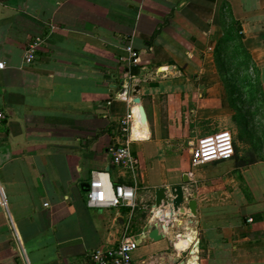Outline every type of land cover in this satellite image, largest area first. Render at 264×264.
<instances>
[{
	"label": "crops",
	"instance_id": "1",
	"mask_svg": "<svg viewBox=\"0 0 264 264\" xmlns=\"http://www.w3.org/2000/svg\"><path fill=\"white\" fill-rule=\"evenodd\" d=\"M0 63V264H92L126 234L132 264H264L261 150L192 164L229 125L227 87L243 75L264 102V0H0ZM97 172L135 188V208L89 207ZM173 186L185 212L154 209Z\"/></svg>",
	"mask_w": 264,
	"mask_h": 264
},
{
	"label": "built area",
	"instance_id": "2",
	"mask_svg": "<svg viewBox=\"0 0 264 264\" xmlns=\"http://www.w3.org/2000/svg\"><path fill=\"white\" fill-rule=\"evenodd\" d=\"M40 42H35L26 53L25 60L31 62ZM129 54L134 60V54L128 48ZM3 64L0 63V68ZM4 119L0 112V120ZM234 155L233 137L229 131L223 130L200 138L192 157L193 166L215 161H227ZM126 149L116 150L113 161L117 164H127L129 161ZM137 191L135 188L125 185L109 186L101 172L94 173L86 189L87 205L93 209H117L120 207L134 209ZM138 248V238L125 235L115 247L98 250L91 255L92 264H132L133 252Z\"/></svg>",
	"mask_w": 264,
	"mask_h": 264
},
{
	"label": "rangeland",
	"instance_id": "3",
	"mask_svg": "<svg viewBox=\"0 0 264 264\" xmlns=\"http://www.w3.org/2000/svg\"><path fill=\"white\" fill-rule=\"evenodd\" d=\"M240 81L246 83V79L241 75ZM241 82L238 89L242 90L231 92L227 87V95L229 102V110L233 115L228 117L229 125L222 130L229 131L233 137V146L242 147V152L251 150L252 147L258 146L261 150L259 156H264V102L258 98L257 102L250 100L246 95V86ZM235 87V86H234ZM237 89V88H236ZM232 96V97H231ZM243 99H246L245 101ZM244 101V102H243ZM243 107H253L252 117L249 114L242 113ZM247 111V110H246ZM256 114V115H255ZM261 157V158H262Z\"/></svg>",
	"mask_w": 264,
	"mask_h": 264
},
{
	"label": "water",
	"instance_id": "4",
	"mask_svg": "<svg viewBox=\"0 0 264 264\" xmlns=\"http://www.w3.org/2000/svg\"><path fill=\"white\" fill-rule=\"evenodd\" d=\"M123 82L121 83V86ZM139 93V86L136 85L132 88V96L133 104L137 105L138 108V116H139V124L145 125L146 124V115L143 107L140 105V99L137 96ZM184 183H187V180L183 179ZM88 185H86L87 189ZM154 197V209H163L170 207L171 211L174 213L183 214L185 212L184 208L182 207L183 200H184V189L181 186H173L169 189L166 188H157L153 192ZM187 208L189 210V214L191 216H196V202H195V194L191 195V199L187 203ZM144 238H148L154 242L159 241L162 239V235L159 234L157 225L153 224L147 230V233L143 236Z\"/></svg>",
	"mask_w": 264,
	"mask_h": 264
},
{
	"label": "bare ground",
	"instance_id": "5",
	"mask_svg": "<svg viewBox=\"0 0 264 264\" xmlns=\"http://www.w3.org/2000/svg\"><path fill=\"white\" fill-rule=\"evenodd\" d=\"M139 124V123H138ZM141 126H144V125H141ZM140 130H141V128H140ZM141 135L139 134V133H135L134 134V137H140Z\"/></svg>",
	"mask_w": 264,
	"mask_h": 264
}]
</instances>
